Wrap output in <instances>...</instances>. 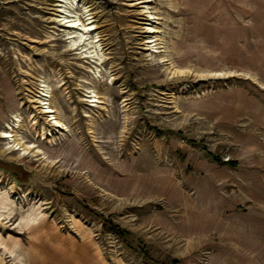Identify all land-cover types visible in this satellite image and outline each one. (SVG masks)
Instances as JSON below:
<instances>
[{
    "label": "rangeland",
    "instance_id": "obj_1",
    "mask_svg": "<svg viewBox=\"0 0 264 264\" xmlns=\"http://www.w3.org/2000/svg\"><path fill=\"white\" fill-rule=\"evenodd\" d=\"M79 1L101 62L72 49L58 0H0V132L18 116L45 151L0 140V264H231L207 211L264 161V0Z\"/></svg>",
    "mask_w": 264,
    "mask_h": 264
},
{
    "label": "crops",
    "instance_id": "obj_2",
    "mask_svg": "<svg viewBox=\"0 0 264 264\" xmlns=\"http://www.w3.org/2000/svg\"><path fill=\"white\" fill-rule=\"evenodd\" d=\"M209 154L221 163L216 160L218 157ZM232 162L235 166L222 164L230 168L239 165ZM235 186L227 197L217 198L207 211V229L217 234L223 232L231 264H264V161L239 172Z\"/></svg>",
    "mask_w": 264,
    "mask_h": 264
},
{
    "label": "bare ground",
    "instance_id": "obj_3",
    "mask_svg": "<svg viewBox=\"0 0 264 264\" xmlns=\"http://www.w3.org/2000/svg\"><path fill=\"white\" fill-rule=\"evenodd\" d=\"M57 6L60 7L58 10L60 12L59 21H61L65 27L68 28V31H70L67 36L73 41L72 49L77 51L80 50L83 54V57L87 58L92 63L101 62V58H99V54L97 52V49L99 50L101 48V44L99 35L96 32V27L93 24V21H91V17H89L87 14H84V12L78 13L76 11L79 9V7L83 8L84 5H81L79 0H58ZM147 30L154 31V28L150 26L147 28ZM89 39H92V41L89 42ZM91 47L94 49L89 50ZM36 97L37 99H35V101L38 103L37 107L39 108V113L42 114V116H45L44 123L51 127V130L53 128L55 131L58 129L59 132L66 131L67 126L63 123L61 118L57 116V110L55 109L52 101V93L50 91L49 85H47L45 81H41L38 96ZM89 97L93 98L87 100L91 103L90 106L97 107V103H99L97 95L93 94ZM2 111L3 110L0 108V119L3 118ZM16 121V124H14L13 121L6 123L4 130L0 132V140L3 141L4 144L3 150L12 154L16 153L17 150L18 153L23 151V155H25L28 153L29 149L38 148L37 152L41 154L43 150L40 149L39 146L25 144V141H23L22 137L19 135V128L21 125L20 118L18 116ZM36 124L37 122H34L33 124L34 131L37 130ZM49 134L51 137L55 135L53 132ZM40 135L42 140L48 139L44 127H41ZM47 141L49 142V146H53L52 139L49 138ZM43 153H45V151H43ZM21 155L22 154H19V156ZM2 181L3 179L0 180V182ZM14 190L15 189L11 188L10 192L16 193ZM6 200L9 203L12 202L8 197ZM3 203L4 201L1 204L3 205ZM6 208L8 211H13L16 207H13L12 204H7ZM32 216L33 215L31 214L28 218L31 219Z\"/></svg>",
    "mask_w": 264,
    "mask_h": 264
},
{
    "label": "trees",
    "instance_id": "obj_4",
    "mask_svg": "<svg viewBox=\"0 0 264 264\" xmlns=\"http://www.w3.org/2000/svg\"><path fill=\"white\" fill-rule=\"evenodd\" d=\"M155 130H156V133L158 135H168V134L174 133L173 131H165V130L157 129V128H155ZM201 142H203V141H201ZM216 160L221 162V163H224V161L219 159V158H217ZM224 164H229V165L235 166V162H232V161H229V163L225 162ZM24 172H25V174H28L27 171H24ZM14 176H17V174L14 173ZM18 180L26 181V179H20V177H18ZM110 226H111L112 230H114L117 234H121L123 236L126 234L128 235L127 231L122 230L118 225L114 224L113 222L110 223ZM174 263L178 264L179 260H177V259L174 260Z\"/></svg>",
    "mask_w": 264,
    "mask_h": 264
},
{
    "label": "built area",
    "instance_id": "obj_5",
    "mask_svg": "<svg viewBox=\"0 0 264 264\" xmlns=\"http://www.w3.org/2000/svg\"><path fill=\"white\" fill-rule=\"evenodd\" d=\"M230 160L229 159H225L224 162H229Z\"/></svg>",
    "mask_w": 264,
    "mask_h": 264
}]
</instances>
